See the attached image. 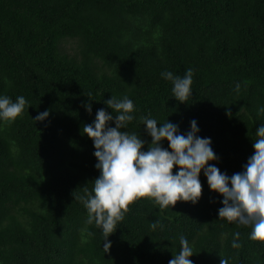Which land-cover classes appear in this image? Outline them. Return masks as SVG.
<instances>
[{
	"label": "trees",
	"instance_id": "trees-1",
	"mask_svg": "<svg viewBox=\"0 0 264 264\" xmlns=\"http://www.w3.org/2000/svg\"><path fill=\"white\" fill-rule=\"evenodd\" d=\"M187 69L192 95L180 102L163 74ZM5 96L26 105L15 121L0 118V264H168L182 236L193 264H264L252 226L219 218L223 196L203 170L197 203L161 209L141 198L107 240L77 198L100 175L84 126L99 109L117 115L112 97L133 101L121 130L143 151L152 141L145 118L184 135L195 120L218 158L209 164L229 177L244 170L264 126V0H0Z\"/></svg>",
	"mask_w": 264,
	"mask_h": 264
},
{
	"label": "clouds",
	"instance_id": "clouds-1",
	"mask_svg": "<svg viewBox=\"0 0 264 264\" xmlns=\"http://www.w3.org/2000/svg\"><path fill=\"white\" fill-rule=\"evenodd\" d=\"M163 75L173 82L174 97L186 102L192 95V70L187 69L183 78L172 72ZM236 87L239 89V84ZM106 103L117 115L113 117L99 109L93 124L84 126V133L93 140L96 149L94 155L98 163L95 167L100 170V175L94 179L92 193L86 189L84 197H77L88 211V223L95 221L102 228L104 240L116 231L118 222L130 211L129 206L141 198L154 200L161 209L173 207L179 201L197 203L203 193L199 179L203 170L210 190L223 196L219 218L251 225L250 238L264 243V126L257 129L260 138L254 142V154L244 165V170L229 177L209 164L218 158L210 147V138L197 136L199 128L195 120L191 121V130L184 135L178 134V126L169 120L158 127L157 120L145 118L144 124L152 141L149 149L143 151L145 142L137 134L121 130L133 119V101L127 97L123 100L112 97ZM25 105L23 96L15 103L6 96L0 98V118L15 121L23 114ZM86 108L91 113V105ZM48 115L45 111L34 119L43 121ZM113 120L115 127H110L109 122ZM163 140L168 141L171 150L161 146ZM176 167L178 171L174 173ZM239 235L238 232L235 234L234 248L240 247L236 242ZM180 243L181 251L168 264H193L189 257L194 253L187 239L182 236ZM110 248V241L104 243V253ZM221 264H227V260L222 259Z\"/></svg>",
	"mask_w": 264,
	"mask_h": 264
},
{
	"label": "rangeland",
	"instance_id": "rangeland-1",
	"mask_svg": "<svg viewBox=\"0 0 264 264\" xmlns=\"http://www.w3.org/2000/svg\"><path fill=\"white\" fill-rule=\"evenodd\" d=\"M68 41H69V42H71V43H68V45H67V46H68V48H69V47H71V45H72V42H73V44H75V41H74V40H71V39H70V40H68Z\"/></svg>",
	"mask_w": 264,
	"mask_h": 264
}]
</instances>
